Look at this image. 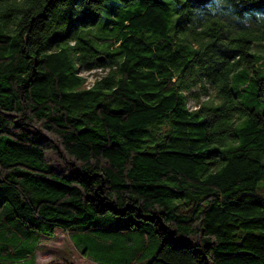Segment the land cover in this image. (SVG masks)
Wrapping results in <instances>:
<instances>
[{
  "label": "trees",
  "instance_id": "obj_1",
  "mask_svg": "<svg viewBox=\"0 0 264 264\" xmlns=\"http://www.w3.org/2000/svg\"><path fill=\"white\" fill-rule=\"evenodd\" d=\"M105 214L146 264H264V0H0V264Z\"/></svg>",
  "mask_w": 264,
  "mask_h": 264
},
{
  "label": "rangeland",
  "instance_id": "obj_2",
  "mask_svg": "<svg viewBox=\"0 0 264 264\" xmlns=\"http://www.w3.org/2000/svg\"><path fill=\"white\" fill-rule=\"evenodd\" d=\"M252 50L257 52V42ZM100 73H102V70L83 71L88 85L92 84ZM261 110L263 111V109ZM10 212V206L8 204L5 205L2 214L7 217ZM130 219L132 217L116 219L111 214H105L93 219V223L98 230L85 231L70 236L67 231L59 228L54 237L40 234L38 249L30 256L25 257L24 261L19 264H146L152 257L153 247L151 241L143 249L137 241L122 245L119 239L115 240V244L110 246L109 244L110 242L113 243V240L105 239L103 231H101L102 229L119 225L121 220ZM8 222L13 224L14 220H9ZM150 227L147 223L140 222L136 233L144 230V234L149 236ZM35 237L34 230H30L28 234L21 232L19 238L11 239V243L13 245L18 243L17 248L21 250L24 249V246L30 247L34 243ZM4 261L5 264H10L9 258L5 257Z\"/></svg>",
  "mask_w": 264,
  "mask_h": 264
},
{
  "label": "water",
  "instance_id": "obj_3",
  "mask_svg": "<svg viewBox=\"0 0 264 264\" xmlns=\"http://www.w3.org/2000/svg\"><path fill=\"white\" fill-rule=\"evenodd\" d=\"M103 58H100V60H102Z\"/></svg>",
  "mask_w": 264,
  "mask_h": 264
}]
</instances>
